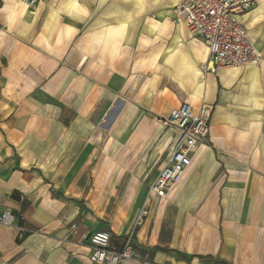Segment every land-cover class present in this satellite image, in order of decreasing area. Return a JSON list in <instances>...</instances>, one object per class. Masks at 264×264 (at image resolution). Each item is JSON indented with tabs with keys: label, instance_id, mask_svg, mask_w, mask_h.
Segmentation results:
<instances>
[{
	"label": "crops",
	"instance_id": "obj_1",
	"mask_svg": "<svg viewBox=\"0 0 264 264\" xmlns=\"http://www.w3.org/2000/svg\"><path fill=\"white\" fill-rule=\"evenodd\" d=\"M89 2L93 17L51 51L41 33L49 36L47 24L54 40L62 24L49 13L63 0L28 7L31 29L0 22V215L12 218L0 222V264H93L84 236L101 230L117 249L133 233L135 256L121 264H264V0L241 16L259 63L215 71L202 70L204 41L176 21L179 0L138 18L124 60L100 63L82 50L88 33L122 21L136 0ZM11 3L0 0V9ZM165 18L167 33L141 46ZM153 57L156 67L138 70ZM184 103L211 106L208 134L157 198L150 186L175 143L162 118Z\"/></svg>",
	"mask_w": 264,
	"mask_h": 264
},
{
	"label": "built area",
	"instance_id": "obj_2",
	"mask_svg": "<svg viewBox=\"0 0 264 264\" xmlns=\"http://www.w3.org/2000/svg\"><path fill=\"white\" fill-rule=\"evenodd\" d=\"M34 8L37 0H26ZM255 0H179L175 7L176 21L182 22L199 36L208 50V60L203 71L241 65H256L261 59L258 47L249 39L241 20ZM211 106L201 104L192 107L184 103L162 118V123L175 136V143L166 164L157 174L150 191L157 198H163L171 185L181 176L189 163V155L195 151L208 134ZM146 211L143 209L136 219L140 223ZM0 222L10 225L12 218L7 211L0 215ZM21 232L18 236L21 237ZM90 245L89 260L93 264H121L135 256L130 232L121 249L110 244L106 230L84 236Z\"/></svg>",
	"mask_w": 264,
	"mask_h": 264
},
{
	"label": "clouds",
	"instance_id": "obj_3",
	"mask_svg": "<svg viewBox=\"0 0 264 264\" xmlns=\"http://www.w3.org/2000/svg\"><path fill=\"white\" fill-rule=\"evenodd\" d=\"M160 0H136L135 11L127 14L125 18L112 24H104L102 27L88 33L87 43L82 49L88 56L99 57L100 63L111 62L116 63L124 60L128 55V41L132 39V30L135 29L138 18L141 17L150 7H154ZM102 5L103 0H100ZM29 5L26 0H13V3L7 5L5 8L0 9L3 13L4 23L9 31L16 29L18 25H23L25 29H31L32 24L24 21L25 13ZM40 8H43L41 2ZM39 11V9H38ZM94 8L89 0H63V3L56 9L49 13L50 20L55 23H60L62 26L55 30V38L52 40V32L49 26H44V32H49V36H44L41 33L42 42L48 46L49 50L59 47L66 42L72 41L79 29L77 24L87 23L94 14ZM64 16L73 20L74 23H62ZM172 27L171 22L165 18L164 20L157 21L151 26V32L154 34L155 39L150 36H143L140 38L139 43L141 46H149L164 36L167 31ZM25 35L27 32L24 33ZM50 40L52 42L50 43ZM173 62V56H169L167 63ZM157 66V58L153 57L151 60L141 61L138 64V70H146ZM184 71L190 72L193 75H198V70L195 65L185 64ZM159 79L149 80L144 83L141 91L143 93H150L156 87V81ZM236 125L235 119H230L225 126L226 134L229 138L233 136V127ZM250 131H241L238 139L243 141L246 139Z\"/></svg>",
	"mask_w": 264,
	"mask_h": 264
}]
</instances>
